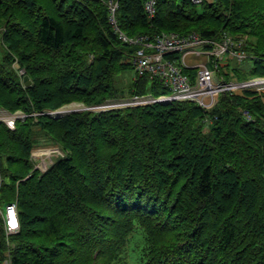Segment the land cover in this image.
<instances>
[{
    "label": "trees",
    "instance_id": "1",
    "mask_svg": "<svg viewBox=\"0 0 264 264\" xmlns=\"http://www.w3.org/2000/svg\"><path fill=\"white\" fill-rule=\"evenodd\" d=\"M117 1L128 38L246 36L245 58L220 72L264 76V0H157L152 18L145 0ZM138 48L106 0H0V110L23 115L13 128L0 120V264H264L258 91L222 92L209 110L170 100L50 113L168 94L134 74ZM181 68L192 80L198 70ZM39 136L63 152L44 171L31 158ZM12 202L18 229L7 234Z\"/></svg>",
    "mask_w": 264,
    "mask_h": 264
},
{
    "label": "built area",
    "instance_id": "2",
    "mask_svg": "<svg viewBox=\"0 0 264 264\" xmlns=\"http://www.w3.org/2000/svg\"><path fill=\"white\" fill-rule=\"evenodd\" d=\"M195 5L203 3H211L214 0H188ZM109 21L114 25L115 30L119 33V37L128 43L138 44L140 48L136 50L131 57L130 62L133 66L134 74L148 73L151 76L158 78L169 89L168 94H163L158 97L149 95L133 96L130 99L123 100L122 104L116 106L104 104L95 109H105L107 107H121L127 105L146 104L155 101H192L201 107L209 110L218 100L219 94L223 90L235 91L237 86L243 89L257 90L259 86L264 85V79L253 77L248 82H243L238 85H225L222 79L215 77V71L219 67L220 61L225 57L230 56L242 61L245 58L243 51H236L232 48L233 42L231 38L224 34L221 41L203 38L195 32L187 34H179L176 32H163L153 37L152 41H148L146 36L128 38L119 32L115 24V12L118 7L117 0H106ZM157 0H145L143 3L144 13L148 18H152L156 12ZM180 52L182 61L168 59L165 56L169 53ZM183 53V54H182ZM187 55H196L204 58V61L198 63L194 67H198L194 79L183 73L181 65L185 63ZM211 62L212 66L208 63ZM19 74L23 70L18 71ZM259 85V86H257ZM239 88V87H238ZM92 109V108H91ZM12 114L6 110H0V116L10 128L14 127L15 118H7ZM52 154L63 155L58 149H53ZM31 157L32 152H31ZM35 168H38V166ZM40 169V168H38ZM43 171L42 169H40ZM5 210L1 212L7 234L14 233L18 229L16 203L12 202L5 206ZM15 225V226H13Z\"/></svg>",
    "mask_w": 264,
    "mask_h": 264
},
{
    "label": "rangeland",
    "instance_id": "3",
    "mask_svg": "<svg viewBox=\"0 0 264 264\" xmlns=\"http://www.w3.org/2000/svg\"><path fill=\"white\" fill-rule=\"evenodd\" d=\"M177 1L180 2L181 0H177ZM229 37L231 38V41L233 42L232 48L234 50H236V51H241V46L243 45L242 44L243 43V39L246 38V36L239 35L238 38H236V39H233V37H231V36H229ZM191 61H193V60H191ZM238 63H240V61H238L237 58H233V57H230V56L225 57L222 61H220L219 68L215 71V77L217 79H222L224 81L225 85H233L234 86V85H238V84H241L243 82H246V81L248 82L252 78L245 79V80H238V79H236L233 76L230 77V74L226 75V74L223 73V71L220 72L221 71L220 68L223 69V67H227V66H230V68H232V67H234V65H236ZM240 68H243V66H241ZM225 71L228 72L227 70H225ZM225 76L228 77V78L226 79ZM257 78L264 79V76H257ZM125 81L126 82L129 81V77H125ZM257 86H259V85H257ZM243 90H244L243 88H240V86H237L235 88V91L223 90L222 92L242 93ZM257 90H260L261 94L264 93V85L263 86H259ZM117 103L118 104H122L123 100L106 101L105 103L95 105V107H98V106H101V105H104V104L116 106ZM85 108L86 109H91V108L95 109V108H93V106L92 107L84 106L80 102H71V103L63 105L59 109L51 111V112H52L53 115H60V114L68 113V112L78 111V110L85 109ZM107 108H110V107H107ZM107 108H105V109H107ZM22 116L23 115L20 112H17V113H14L10 117H7V118H12L13 117V118L16 119V118L22 117ZM1 118H2V116H0V119ZM39 139L40 140L37 143L36 147L32 150V156L33 157H31V158H32V161L34 163V166H36V167L38 166V168H40V169H42L44 171V170H46L48 168V166L52 163V161L56 157L61 156L59 154H52V152H50V151L53 150V149H58V150H60L62 152V150L59 147V145L49 141L47 139V137H45V136H39ZM4 210L5 209H3L1 211L3 212ZM3 264H9V263L6 261ZM133 264H137L136 261L133 262Z\"/></svg>",
    "mask_w": 264,
    "mask_h": 264
},
{
    "label": "crops",
    "instance_id": "4",
    "mask_svg": "<svg viewBox=\"0 0 264 264\" xmlns=\"http://www.w3.org/2000/svg\"><path fill=\"white\" fill-rule=\"evenodd\" d=\"M191 56H192V58H191ZM180 60L182 61V55L180 57ZM191 60H193V61H191ZM202 61H204V58H202V57H199V56H196V55H187V57L185 58V61H184L185 63H182V64L184 66L194 67V66H196L198 63H200ZM256 91H258L261 94L260 90H256ZM261 95H262V98L264 100V93H262Z\"/></svg>",
    "mask_w": 264,
    "mask_h": 264
},
{
    "label": "water",
    "instance_id": "5",
    "mask_svg": "<svg viewBox=\"0 0 264 264\" xmlns=\"http://www.w3.org/2000/svg\"><path fill=\"white\" fill-rule=\"evenodd\" d=\"M23 83L25 84V85H29L30 83H31V81H30V79H29V77L28 76H24L23 77Z\"/></svg>",
    "mask_w": 264,
    "mask_h": 264
},
{
    "label": "bare ground",
    "instance_id": "6",
    "mask_svg": "<svg viewBox=\"0 0 264 264\" xmlns=\"http://www.w3.org/2000/svg\"><path fill=\"white\" fill-rule=\"evenodd\" d=\"M191 58H192V56H191ZM197 59V58H196Z\"/></svg>",
    "mask_w": 264,
    "mask_h": 264
},
{
    "label": "snow or ice",
    "instance_id": "7",
    "mask_svg": "<svg viewBox=\"0 0 264 264\" xmlns=\"http://www.w3.org/2000/svg\"><path fill=\"white\" fill-rule=\"evenodd\" d=\"M13 226H15V225H13Z\"/></svg>",
    "mask_w": 264,
    "mask_h": 264
}]
</instances>
